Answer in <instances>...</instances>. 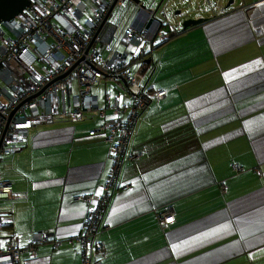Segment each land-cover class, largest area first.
I'll use <instances>...</instances> for the list:
<instances>
[{
    "label": "crops",
    "instance_id": "obj_1",
    "mask_svg": "<svg viewBox=\"0 0 264 264\" xmlns=\"http://www.w3.org/2000/svg\"><path fill=\"white\" fill-rule=\"evenodd\" d=\"M253 2L187 13L208 19L185 31L174 22L176 35L153 39L137 82L165 96L130 135L95 237L105 247L101 264H264V34L250 22ZM133 18L119 22V33ZM119 98L128 100L123 92ZM101 122L89 116L35 126L2 164L19 197L0 208L5 237L25 244L42 232L62 241L57 249L40 246L28 264H81L79 245L67 240L80 234L88 209L74 198L102 196L111 170L103 139L87 137ZM166 207L173 221L165 225L158 214Z\"/></svg>",
    "mask_w": 264,
    "mask_h": 264
},
{
    "label": "built area",
    "instance_id": "obj_2",
    "mask_svg": "<svg viewBox=\"0 0 264 264\" xmlns=\"http://www.w3.org/2000/svg\"><path fill=\"white\" fill-rule=\"evenodd\" d=\"M125 2L30 0L22 14L0 21V162L23 149L35 126L52 124L56 119L77 124L89 116L102 120L87 131V137L103 139L109 148L111 170L102 196L81 194L74 198L88 209L80 234L67 240L79 245L81 264H101L105 247L95 237L117 186L130 135L148 106L165 96L164 90L139 84L136 69L144 64L153 39L165 42L177 33L174 26L163 31L164 25L159 23L150 30L147 27L150 14L139 7L123 29L122 39H118L123 51L113 49L114 35L108 42L104 36L110 27L116 33L118 26H113L108 16ZM263 5L264 0H254L247 8L248 16L250 10L256 12L250 22L256 30H262L261 34H264ZM108 83L116 84L117 91L126 94L128 100L121 103L119 93L114 96L105 93L100 105L93 88ZM136 158L129 155L127 160ZM18 199L11 183L0 173V208ZM158 218L162 224L172 223L173 210L164 208ZM2 225L0 217V264H28L37 259L40 246L50 244L57 249L62 244L42 232L31 234L21 244L16 236L5 237Z\"/></svg>",
    "mask_w": 264,
    "mask_h": 264
},
{
    "label": "water",
    "instance_id": "obj_3",
    "mask_svg": "<svg viewBox=\"0 0 264 264\" xmlns=\"http://www.w3.org/2000/svg\"><path fill=\"white\" fill-rule=\"evenodd\" d=\"M174 0H145V2H147V4H145L144 0H131V2L135 5H139L145 12H147L148 14H150V22L148 23H159V25H164V26H173L174 20L172 18H174L175 16H177L179 14V11H176L172 14V8L171 5L173 3ZM224 1V2H223ZM220 1L219 3L216 2L215 6H211V13L217 9H226L230 6V4L233 2V0H229L228 4L226 5V1L223 0ZM30 5V0H0V21H9L13 18H15L16 16L22 14L25 10L28 9ZM188 11V12H186ZM204 11L206 12V8L204 9ZM190 12H194V14L199 13L201 14H205L203 12V9H192V8H188L186 7L184 9V19L182 18V20L179 23V26H181L182 30L185 31L188 28L192 27V26H196L199 25L205 21H207L208 18H186L187 13ZM209 11H207L206 13H208ZM210 13V14H211ZM171 17V18H168ZM107 18V17H106ZM148 29V28H147ZM176 29V28H175ZM177 30V29H176ZM150 60H145L144 63L145 64H150Z\"/></svg>",
    "mask_w": 264,
    "mask_h": 264
},
{
    "label": "rangeland",
    "instance_id": "obj_4",
    "mask_svg": "<svg viewBox=\"0 0 264 264\" xmlns=\"http://www.w3.org/2000/svg\"><path fill=\"white\" fill-rule=\"evenodd\" d=\"M220 1H223V0H174L172 5H171V8H172V14L176 11H179V14L177 16H175L174 18H172L174 20V22H177V21H180L182 20V18L184 17V9L186 7L188 8H192V9H203V12L205 14H201L202 16H209L210 13H211V6H215L216 5V2H220ZM145 2V0H144ZM224 2V1H223ZM229 0H227L225 3L226 5L228 4ZM145 4H147V2H145ZM125 9L123 12L119 13L116 11V9L114 8L113 10V14H112V17L110 18V22H112L113 26L117 25L118 26V31L115 33L114 32V29L112 27H110L106 33H105V36H104V41L105 42H108L110 37L114 35L115 37V41H114V44H113V49H117L119 52H122L123 51V47L120 45V43L118 42V39H122V31L123 28L120 33H119V30H120V26H119V22L120 21H125L126 19H128L129 17L133 16L136 11L138 10V8L140 7L139 5H135L133 4L132 2L130 3L128 0H126L125 2V5H124ZM206 8L207 11H209L208 13H206L204 11V9ZM168 18H171L168 16ZM184 19V18H183ZM164 30L166 29L165 26L162 27ZM176 29L180 30V27L176 26ZM103 86H107L106 89L103 88ZM116 89H117V86L116 84H111V83H108L106 85H103L101 84L100 86L98 87H95L93 88V91L95 93H97L100 98L102 99L103 96H104V92H108L110 93L112 96L115 95L116 93ZM105 90V91H104ZM11 161V158H8L6 159L4 162H0V170H4L6 171V169H4L2 167V164L5 163V162H9ZM2 167V169H1ZM1 241L3 242V239H1Z\"/></svg>",
    "mask_w": 264,
    "mask_h": 264
},
{
    "label": "trees",
    "instance_id": "obj_5",
    "mask_svg": "<svg viewBox=\"0 0 264 264\" xmlns=\"http://www.w3.org/2000/svg\"><path fill=\"white\" fill-rule=\"evenodd\" d=\"M144 65V64H143ZM5 221L3 220V225H2V229H4V230H6L7 231V229H8V223H7V221L4 223Z\"/></svg>",
    "mask_w": 264,
    "mask_h": 264
},
{
    "label": "flooded vegetation",
    "instance_id": "obj_6",
    "mask_svg": "<svg viewBox=\"0 0 264 264\" xmlns=\"http://www.w3.org/2000/svg\"><path fill=\"white\" fill-rule=\"evenodd\" d=\"M176 27V26H175Z\"/></svg>",
    "mask_w": 264,
    "mask_h": 264
}]
</instances>
